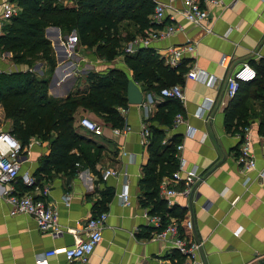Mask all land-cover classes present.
<instances>
[{
	"label": "crops",
	"instance_id": "1",
	"mask_svg": "<svg viewBox=\"0 0 264 264\" xmlns=\"http://www.w3.org/2000/svg\"><path fill=\"white\" fill-rule=\"evenodd\" d=\"M57 1L65 7L75 6V0ZM221 1L222 5L206 6L209 20L203 25L211 31L205 32L203 25L184 21L178 13L181 2L175 0L171 9H166V16H171V22L183 26V30L150 45L157 54H162L169 46L193 45L194 49L184 55L181 68L185 71L195 68L213 79V83L204 84L182 75L177 83L184 95L182 101L178 100L182 123L174 125L175 116L171 126L155 121L157 105L146 112L142 105L127 104L121 115L123 127L113 128L94 113L78 107L74 112L73 128L98 146L100 154L94 164L76 166L73 175L56 170L37 175V168L48 155L49 147L47 141L35 139L28 153L22 156L19 177L13 188L18 193H30L54 204L58 208V226L63 233L59 236L40 233L30 215H10L9 204L0 196V264H38L43 253L74 243L70 231L75 230L78 237L85 239L84 222L100 212L107 213L102 240L85 261L70 263L58 253L47 257L43 264H178V254L170 245L148 237L144 216L153 213L146 194L170 178L162 173L172 170L166 150L176 143V161L177 156L183 158L185 168L196 169L203 182L189 197L176 195L171 205L165 204L169 212L172 207L183 212L181 223L185 227L182 233L189 242L200 243L199 255L203 264H256L258 260H264V178L259 176L264 172L260 150V136L264 132V90H260L264 88V79L249 88L244 102V117L251 130L256 158L255 169L248 172L241 171L235 161L240 140L235 137L233 127L228 131L225 125L229 101L224 97L223 83V78L243 62H248L256 73L264 76V0ZM4 2L16 4V0H0V14ZM9 22L0 26L1 32ZM45 36L55 40V29L51 28L50 34ZM222 55L229 57L227 68L218 63ZM111 69L120 70L132 79L122 54L101 58L94 47L80 43L55 50L52 71L43 60H35L30 66L18 64L10 52L0 48L1 73L30 71L36 79L47 80L46 95L57 101L75 93H86L92 85L90 75H101ZM141 91L143 96L147 93ZM208 100L213 101L210 109L205 107ZM81 117L99 124L101 133L95 135L80 127ZM0 121V131H9L11 122L4 117L1 105ZM144 122L148 128L161 130L162 135L150 133L146 140L143 139ZM125 126L129 129H123ZM187 126L194 129L193 134H188ZM179 144L183 147L177 151ZM153 149L160 160L155 164L154 181L147 188L142 181ZM107 168L117 171V175L103 180L101 174ZM22 174L33 177L35 183L24 185ZM124 185L129 193V204L126 205L120 198ZM173 187L179 189L180 184ZM2 188H8V185L0 186V195ZM45 188L46 197L42 195ZM169 212L167 220H177ZM187 221L192 227L188 228Z\"/></svg>",
	"mask_w": 264,
	"mask_h": 264
},
{
	"label": "trees",
	"instance_id": "2",
	"mask_svg": "<svg viewBox=\"0 0 264 264\" xmlns=\"http://www.w3.org/2000/svg\"><path fill=\"white\" fill-rule=\"evenodd\" d=\"M74 7H65L57 0H16L19 12L11 18L0 33V48L10 52L18 64L32 65L35 60L45 61L50 70L54 59L50 43L44 37V29L56 26L62 37L74 32L77 41L88 48L95 47L101 58H112L122 54L126 67L132 72V80L145 91H159L164 87L179 83L186 72L181 66L170 68L151 47L138 48L132 54L123 53L121 38L118 36L119 24L127 22L136 35H144L152 24L150 17L155 3L152 0H75ZM118 50V51H117ZM120 50V51H119ZM183 64V63H182ZM91 87L86 93L69 95L62 101L47 97V80H38L30 71L19 73H0V105L6 119H9V133L26 146L30 139L48 142L49 153L37 168V175H47L51 170L63 171L73 175L78 165L94 164L100 149L91 140L77 134L73 128L74 112L81 107L100 117L113 128L123 127V118L117 108H126V86L129 80L125 73L111 69L103 74L89 76ZM263 75L256 73L251 82L239 84L238 91L225 109V125L234 132L245 121L244 102L249 88L259 85ZM264 88H261L262 92ZM154 119L165 126H171L172 118L179 112L178 100L164 98L157 105ZM236 120V121H235ZM235 121V122H234ZM151 134L162 135L161 130L149 128ZM176 141H174L175 144ZM177 144V143H176ZM175 144V145H176ZM175 145L166 150L167 160L172 170L162 173L167 176L177 168L174 158ZM160 160L153 149L144 168L143 185L147 188L155 178V164ZM152 212L161 215L162 226L167 220L166 202L158 196V185L146 194ZM145 205V203H143ZM147 204V203H146ZM176 218L180 233L184 219L183 212L172 207L169 214ZM179 220V221H178ZM149 233L152 228H145ZM178 264L182 257L178 255Z\"/></svg>",
	"mask_w": 264,
	"mask_h": 264
},
{
	"label": "built area",
	"instance_id": "3",
	"mask_svg": "<svg viewBox=\"0 0 264 264\" xmlns=\"http://www.w3.org/2000/svg\"><path fill=\"white\" fill-rule=\"evenodd\" d=\"M175 0H167L166 3L155 2L153 13L150 17L152 24L156 27H150L146 30L144 35H138L131 39L122 50L125 54H132L138 48L150 47L151 43L161 41L171 37L176 32H181L183 26L174 24L171 22V16H166V9H171V4ZM181 9L178 13L182 16L186 23L202 26L209 20V11L206 8L207 5H222L221 0H180ZM19 11L18 6L12 2H4L1 5L0 14V26L9 21L11 18L17 15ZM169 20L167 23L166 20ZM55 27H47L44 29V37L50 43L52 50L54 51V40L45 36L46 30ZM205 32H210V27L202 26ZM1 33V30H0ZM59 33V29H58ZM60 34V33H59ZM61 44L67 46L74 43L77 38L76 35L71 37V34L63 39L59 36ZM56 39V38H55ZM194 49L193 45L183 44L167 47L162 54H158L164 61L165 65L170 68L180 67L183 63L184 55ZM55 52V51H54ZM219 65L226 67L229 63V57L222 55L218 61ZM1 73V71H0ZM186 78L192 80H199L204 84L213 83L212 77H209L205 72L198 71L193 68L184 73ZM256 78L255 69L248 63H241L234 71L226 75L223 78L225 84L224 97L226 101L233 99L238 91L239 84L243 82H250ZM164 98H172L179 101L184 99L183 90L178 84L171 85L169 87L162 88L159 93L149 91L143 96L142 105L146 112H149V108L158 105ZM213 105L212 100H208L205 107L210 109ZM120 115L124 114V109H118ZM183 122L181 114L177 113L174 118V125ZM80 127L87 131L99 135L101 133V126L94 121L86 117H81L78 121ZM123 129H129L125 126ZM188 134L194 133V129L187 126ZM150 135L149 128L144 122L141 128V136L143 139ZM235 137L240 140L238 152L235 157L236 164L239 169L244 172L252 171L255 169V154L253 149V140L251 137V130L248 124L241 125L235 132ZM36 142L35 138L30 139L28 144L24 147L20 142L9 133V131H0V186L8 185V188H2L1 197L10 206L9 214H27L30 215L36 225L37 230L43 234L61 235L63 230L58 226V208L47 200L33 197L30 193H18L13 188V183L19 177V171L22 161V156L28 153L31 145ZM182 145L179 144L176 147L177 151L182 149ZM260 150L261 156L264 161V132L260 136ZM178 165L172 172L170 178L162 181L158 187V196L162 200H166L167 205L172 204V199L176 196L189 197L193 192L197 191V186L203 181L201 175L198 174L196 169H186L185 161L180 156H177ZM78 166V164H76ZM117 175V171L113 169H104L101 174V178L106 180L109 177ZM264 178V172L259 174ZM21 180L24 185L31 186L35 183L33 177L28 174H22ZM180 184V188L176 189L174 185ZM42 195L46 197L48 195L45 188ZM121 202L123 205L129 204V193L127 185L123 186L120 193ZM235 200L232 201L234 203ZM68 205V202H65ZM147 225L152 228L149 233L151 240H161L176 251V253L182 257L180 264H203L200 255V243L197 241H188L187 237L180 233L176 220L171 219L162 226V217L157 213L144 214ZM107 218L106 212H100L97 215L88 218L83 225V228L87 231L85 239L77 236L76 231H70L74 236V243L69 247L52 249L49 252H45L37 260L38 264H43L47 257L61 253L68 262L85 261L87 257L93 252L94 248L102 240V228ZM188 228L192 227L191 223L186 222Z\"/></svg>",
	"mask_w": 264,
	"mask_h": 264
},
{
	"label": "water",
	"instance_id": "4",
	"mask_svg": "<svg viewBox=\"0 0 264 264\" xmlns=\"http://www.w3.org/2000/svg\"><path fill=\"white\" fill-rule=\"evenodd\" d=\"M51 29V28H50ZM50 29L48 28L46 30V34H50ZM55 29V35H56V39L54 40V51H59V49L64 48V45L61 44V41L58 37L59 33H58V28H54ZM75 36V33L72 32L71 33V37ZM65 39L67 40L68 38L65 37ZM64 52V51H63ZM143 100V95H142V91L140 89V87L132 80L129 79L127 81V86H126V102L129 105H140L142 103ZM256 264H264V260L260 259L257 261Z\"/></svg>",
	"mask_w": 264,
	"mask_h": 264
},
{
	"label": "rangeland",
	"instance_id": "5",
	"mask_svg": "<svg viewBox=\"0 0 264 264\" xmlns=\"http://www.w3.org/2000/svg\"><path fill=\"white\" fill-rule=\"evenodd\" d=\"M57 3H60L57 1ZM127 22H122L119 24V28H118V36L121 38V44L122 46H125L128 42L131 41V37L134 36L133 35V31L134 29L131 26L126 25ZM48 27H56L53 25H50ZM47 28V27H46ZM45 28V29H46ZM57 28V27H56ZM72 33V32H71ZM70 33V34H71ZM75 43H79L77 40L75 41ZM51 47V46H50ZM95 48V47H94ZM52 49V48H51ZM118 51V50H117ZM120 51V50H119ZM53 53V59L55 61V52L52 50ZM91 83V82H90ZM1 122V121H0ZM195 241V240H191Z\"/></svg>",
	"mask_w": 264,
	"mask_h": 264
}]
</instances>
